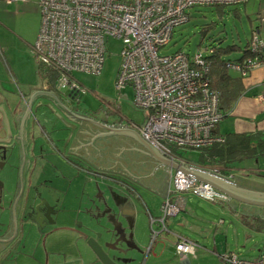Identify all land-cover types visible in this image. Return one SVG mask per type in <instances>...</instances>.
Returning <instances> with one entry per match:
<instances>
[{"label":"built area","instance_id":"built-area-1","mask_svg":"<svg viewBox=\"0 0 264 264\" xmlns=\"http://www.w3.org/2000/svg\"><path fill=\"white\" fill-rule=\"evenodd\" d=\"M246 1L38 0L40 25L32 53L39 66L55 73L59 91L78 96L84 89L73 72L100 73L105 37L119 38L121 60L115 86L117 89L131 86L134 104L147 111L145 122L135 125L140 136L163 155L205 170L173 151L199 150L224 139L214 132L224 114L219 109L217 90L209 86L207 61L201 51L192 56L181 50L169 54L158 51L168 43L174 26L188 20V8ZM250 47L253 51L264 48V38L258 30L251 35ZM226 65L244 76L254 68H264V55L246 56ZM259 97L264 101V89ZM213 170L221 176L218 170ZM192 180L196 185L187 186ZM184 191L209 201L227 199L210 184L173 168L169 171V183L157 219L158 229L165 230L166 216L182 209L181 200L170 195ZM197 246L195 241L177 235L175 248L182 258L193 254ZM221 259L223 264H264V251L254 259H243L228 251L221 254Z\"/></svg>","mask_w":264,"mask_h":264},{"label":"crops","instance_id":"crops-1","mask_svg":"<svg viewBox=\"0 0 264 264\" xmlns=\"http://www.w3.org/2000/svg\"><path fill=\"white\" fill-rule=\"evenodd\" d=\"M2 4L10 7L14 6L16 14L22 13V15H25L30 13L35 21L37 20V14H39L40 25L38 0H19L9 3L6 0H0V6ZM0 29L16 31L15 27L10 25L8 21L4 22V19L0 22ZM258 30L260 36L264 37V33H261L259 28ZM229 72L231 75L240 78L243 88L233 106L225 111L228 114L223 116H230V119L233 120L232 128L227 132L241 133L264 129V101L259 97L262 89H264V68H254L244 76L233 69H230ZM50 73V71L46 75L40 73V76L38 75L40 82H37L38 79L35 76L36 79L33 81L37 84L22 82L23 90L20 92L9 90L5 86V78L0 76V106L5 105L8 111H12L17 102V100L15 102V98L19 97L18 94L29 95L33 90L48 91L54 94L56 90L58 91L55 86L56 75L52 76ZM65 92L60 91L58 94H64ZM45 94L36 93L30 98V101L34 105V103L44 98ZM62 97L68 103L69 109L72 110L71 106H77L80 111H84L90 118L112 125V123L105 122L97 117L101 116L109 120V111L106 109L95 108L91 110L85 104L84 97H82L84 101L72 102V105L69 104L71 102H68L65 96ZM112 108L116 109L115 106H112ZM94 113H97V116L93 115ZM99 113H102V115ZM8 115L11 119L15 117L11 112ZM68 121L74 122L75 117L70 116ZM110 121L137 130L135 126L137 124L124 123L116 118ZM59 127L60 125L54 127L55 132H52L51 135L53 139L55 138L54 148L50 146L52 147L51 152H49L48 147L39 150L41 156L37 166L41 168V171L38 170L40 171L39 174L33 178V182L43 183L40 192L51 201L55 209V222L40 228L35 223L23 225L21 220L22 210L18 209L14 216L17 217L15 219L17 225H15L14 238H10V241L4 246L0 243V264H104L88 244L89 237L85 233L93 232L89 228L92 217H99L100 223H106V227L111 228L109 221L113 215L122 222L124 234L128 241L127 245L132 251L129 258L134 255L133 252H142V249L148 245L150 228H159L157 219L160 217L158 212L159 206L162 204L159 201L165 196L169 183V171L173 167L160 163L141 142L125 133L98 135L92 140V144L95 146L93 147L89 142L91 137L97 132H107L108 130L105 129V126L98 125L91 120L83 126V138L73 139L67 143L63 140L62 128ZM214 131L219 134L226 133L220 132L219 126L214 127ZM83 142L89 143L81 145ZM131 152L137 155L133 156ZM158 153L162 155L159 151ZM187 162L197 165L190 161ZM197 166L211 173L214 171V168ZM218 174L247 188L264 191V182L247 174H236L234 168L218 172ZM99 184L108 185L110 189H107L109 193H106L103 189L96 201L93 186L96 187ZM47 189L53 191V198L47 195L45 192ZM188 194L192 195L191 192ZM188 194L173 196L182 202V209L175 215L185 214L186 209L194 210L193 203H190L191 200L187 199ZM182 196L186 197L184 201ZM231 200L235 199L227 196L226 201H229V205L232 207L237 206ZM221 201L225 200L221 199ZM235 202L248 204L240 200H235ZM80 213H82V217L79 219L78 214ZM5 215L6 218L10 217L8 211L5 212ZM84 215L86 219L83 218ZM151 220H154V222L152 223ZM6 223L0 234H9L13 229L9 225V221ZM163 230L160 228L157 231L160 238ZM172 235H174V243L177 242V235L191 239L179 233H172ZM160 241L158 240L159 243ZM123 244L125 245V243ZM172 253L180 259L182 264H185L189 261L188 256H195L196 251L193 254L188 253L185 258H182L177 253L174 245ZM108 254L111 255L110 250ZM129 258L125 257L121 262H117L128 264Z\"/></svg>","mask_w":264,"mask_h":264},{"label":"rangeland","instance_id":"rangeland-1","mask_svg":"<svg viewBox=\"0 0 264 264\" xmlns=\"http://www.w3.org/2000/svg\"><path fill=\"white\" fill-rule=\"evenodd\" d=\"M215 7L195 5L188 8V20L174 26L168 43L159 48V54H169L176 50L184 51L189 56L197 51L207 54L212 46L235 43L240 50L223 56L232 60L241 55V48L248 41L252 29L259 27L261 33H264V0H247L241 4L225 5L221 13ZM14 10V6L3 4L0 6V22L4 19V22L8 21L16 29V31L0 29V76L5 78V86L9 90L20 92L23 90L22 82L37 84L41 81L39 74L46 75L48 70L44 67L39 68L40 64H37L31 51V45L35 41L39 28V14L35 21L30 13L16 14ZM207 24H210V28L202 35L201 30ZM104 45V59L100 73L88 74L76 71L72 74L84 89L82 97L85 99V104L91 110L106 109L109 111V120L116 118L124 123L142 125L145 122L147 111L134 104L132 87L126 85L117 89L115 86L121 60L122 41L119 38L107 36ZM35 76H37V82L33 81L36 79ZM82 97L81 100H83ZM99 114L102 115V113ZM232 122L230 116H225L216 125L219 126V131L224 133L231 130ZM178 152H182V155L187 158H195L198 150L178 149ZM132 155L137 154L132 153ZM177 156L180 157L178 154ZM232 166L236 174H247L264 182V157L242 159L235 161ZM1 177L11 184L14 175L12 171L7 170ZM103 189L109 193L107 189L110 187L103 184L93 186L96 201ZM45 192L53 198V191L47 189ZM188 193L173 192L170 196ZM193 195L195 194L189 195L187 199L193 203L194 210L186 209L183 215L180 213L167 215L165 218L166 231H162L161 238L156 233L159 229L150 228L147 247H144L142 252H133L134 255L130 258L129 254L132 251L126 243L123 244V241L119 242L122 251L108 249L104 246L106 241L114 240L115 236L104 232L102 225L106 223H100L99 217L90 219L89 228L93 232L85 234L103 243V248L107 249V252L110 250V256L117 264L125 257L129 258L128 264H182L180 259L172 253L175 245L172 233L183 234L197 240L196 254L188 256L189 261L185 264H223L220 254L228 251L243 259H254L260 256V253L264 251V220L259 214H243L241 204L235 200L231 201L237 206L232 207L226 200V202L208 201ZM164 198L165 196L159 202H163ZM184 198L186 197L182 196L183 201ZM78 215L80 219L82 213ZM158 215H161V205ZM83 218L86 219V216L84 215ZM8 219L11 218H6L5 214L0 213V231L4 230ZM153 231H155L154 236ZM96 232H101V236L97 237ZM158 240H161L160 243Z\"/></svg>","mask_w":264,"mask_h":264},{"label":"flooded vegetation","instance_id":"flooded-vegetation-1","mask_svg":"<svg viewBox=\"0 0 264 264\" xmlns=\"http://www.w3.org/2000/svg\"><path fill=\"white\" fill-rule=\"evenodd\" d=\"M58 93L60 91L56 90L55 95L52 93L53 98L44 96L34 105L28 95L20 93L19 97L15 98V102L17 100L19 104L12 111H8L5 105L0 106V213L5 214L6 211L10 213L11 219L8 221L12 227L14 225L12 221L17 218L14 216L18 209L22 210V221L27 215L26 218L30 217L33 220L32 223L39 228L40 223L52 224L50 222L55 219V209L49 198L40 192L43 183L33 182L35 175L41 171V168L37 166L41 156L39 150L48 147L51 152L55 143V138L53 139L51 135L55 132L54 127L57 125L62 128V137L67 143L82 137L84 135L83 126L89 122L85 112L80 111L77 106H71L72 112L68 113L59 105V101L68 105L62 96H65L72 105V102H80L82 94L75 96L68 91L61 93L62 95ZM10 112L15 116L13 119L9 118ZM70 116L75 117L74 122L68 121ZM7 170L12 171L14 175L11 184L1 177ZM25 198L31 206L23 212ZM13 234L15 232L13 233L11 229L9 234L0 235L8 239L11 236L14 238Z\"/></svg>","mask_w":264,"mask_h":264},{"label":"trees","instance_id":"trees-1","mask_svg":"<svg viewBox=\"0 0 264 264\" xmlns=\"http://www.w3.org/2000/svg\"><path fill=\"white\" fill-rule=\"evenodd\" d=\"M213 6H216V10L221 13L223 11V6L225 5ZM209 28L210 24L205 25L201 30L202 35L205 34ZM258 28L259 27L252 29L248 41L245 46L241 48V55L236 59L231 60L223 57L233 51L240 50V47L235 43L226 44L224 46H212L208 49L207 54L202 53V56L206 59L208 64L207 76L209 86L217 90L219 94V109L224 115L226 114L225 111L233 106L243 88L240 78L231 75L229 72L230 69L226 64L229 61H240L244 57L254 54L264 55V48L261 47L258 51H253L250 47L251 35L253 31L258 30ZM39 68L41 69L43 67L39 66ZM50 72L52 76L55 75L54 72ZM220 135L224 138L222 142H216L209 146L200 148L197 152V156H194L195 158H187L182 155V152H173L184 158L186 161L193 162L200 166L214 168L219 172L232 169L233 166L231 164L235 161L264 157V129H256L251 132L241 133L226 132Z\"/></svg>","mask_w":264,"mask_h":264},{"label":"water","instance_id":"water-1","mask_svg":"<svg viewBox=\"0 0 264 264\" xmlns=\"http://www.w3.org/2000/svg\"><path fill=\"white\" fill-rule=\"evenodd\" d=\"M36 93H46L45 98H49V97L53 98L54 97V95L49 93L48 91H41V90H33L30 92V94L28 96L31 98ZM18 104H19V102L15 103L14 108H16L18 106ZM59 105L64 110H66V112H68V113L72 112V110L69 109L66 105H64L61 101H59ZM46 107H48V106H46ZM87 117H88V120H91L98 125L105 126L106 127L105 129L108 130L107 132L106 131H100V132L95 133V135L93 137H91V140L89 141V142H91V144H92V140L96 136L101 135V134H111V133L128 134L131 137L138 140L139 142H141L147 148L148 152L155 159L160 161V163H163L165 165H169L173 168H179L183 173L188 174L190 176H193V177L197 178L198 180H201L205 183L210 184L212 187H214L218 191L224 193L229 198H233L235 200H240V201H243V202L248 203V204L259 205V206H253V205L240 203L243 214H252V213L259 214L261 219L264 220V191H258L255 189L247 188V187L242 186V185H240L234 181H230L229 179H227L225 177H222V176L216 175L214 173H211L209 171H206V170H203V169H200V168L179 162V161L174 160V159H170L169 157H166L163 154L161 155L158 153V151L150 143H148L146 140H144L139 135L138 131L135 129H132L130 127H126L124 125L117 124V123L110 121V120H107L101 116H97V117L99 119L105 121V122L112 123V125H108V124L98 122V121L90 118L89 116H87ZM89 142H83L81 145H86ZM81 145H79V146H81ZM92 146L95 147L93 144H92ZM73 147L76 148L78 146H73ZM98 152H99V149H98ZM143 176H145V175H143ZM189 185H196V184L193 181V183L187 184V186H189ZM30 206H31L30 203L25 198V201L23 203V212H26V210H28ZM26 216L27 215H25V217L23 219V225H26V224L33 222V220H31L30 217L26 218ZM54 222H55V220L53 222H50V223H54ZM109 223L111 224V228H107L105 225H102L103 230L105 233H110L112 236H115V239L113 241L112 240L106 241V243H104V246H106L108 249H113L116 251L117 250L122 251V248L119 247L120 246L119 242L123 241L124 243L128 244L127 238L124 234V230L122 227V222L119 221L118 219H116L113 215L112 219L110 218ZM13 224H14L13 225V233H14L15 232V221L14 220H13ZM40 226L44 227L45 225H44V223H40ZM22 228H23V226H22ZM13 235H15V234H13ZM96 236L97 237L101 236V232H96ZM10 238H13V236L9 237L8 239H4V238L0 237L1 245L4 246L7 242L10 241L9 240ZM88 244L91 246L92 250L96 253V255L100 258V260L104 264H117L114 262L112 257L108 254V252L103 248L102 244L97 240V238H94V237L88 238Z\"/></svg>","mask_w":264,"mask_h":264}]
</instances>
